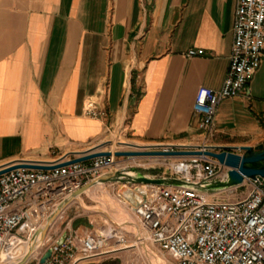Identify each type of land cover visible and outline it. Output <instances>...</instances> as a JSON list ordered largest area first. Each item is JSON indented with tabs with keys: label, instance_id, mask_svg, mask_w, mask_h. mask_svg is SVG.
Returning <instances> with one entry per match:
<instances>
[{
	"label": "crops",
	"instance_id": "0c3cea01",
	"mask_svg": "<svg viewBox=\"0 0 264 264\" xmlns=\"http://www.w3.org/2000/svg\"><path fill=\"white\" fill-rule=\"evenodd\" d=\"M237 5L238 0H0V167L73 159L99 146L130 151L127 145L263 144L264 53L247 92L219 106L209 141L193 112L200 88L223 86ZM192 50L203 54L189 56ZM90 97L99 99L106 117L83 114ZM118 198L127 207L136 202L134 191ZM79 202L66 207L46 244L92 232V216L79 211ZM115 256L95 262L113 264Z\"/></svg>",
	"mask_w": 264,
	"mask_h": 264
},
{
	"label": "built area",
	"instance_id": "2783aa9c",
	"mask_svg": "<svg viewBox=\"0 0 264 264\" xmlns=\"http://www.w3.org/2000/svg\"><path fill=\"white\" fill-rule=\"evenodd\" d=\"M233 34L223 86L219 90L200 88L193 105L198 128L207 141L214 137L219 106L244 95L261 66L264 0H238ZM201 54L202 50L189 52V56ZM83 114L90 118L107 116L97 97L86 99ZM207 143L203 147H210ZM110 151V157L54 170L22 168L0 175V264L15 261L14 244L31 241L66 199L110 174L117 163L116 150ZM170 169V177L192 185L133 184L136 202L129 209L148 240L176 264H264V178L208 191L203 188L228 179L229 169L218 160L204 156L175 158ZM246 184L252 187L248 195L237 197L235 191ZM113 239L128 247L126 237L119 233L68 235L62 245L54 241L46 246L43 254L49 248L53 251L45 264H89L100 258H94L97 255L108 252L104 248Z\"/></svg>",
	"mask_w": 264,
	"mask_h": 264
},
{
	"label": "water",
	"instance_id": "95a60500",
	"mask_svg": "<svg viewBox=\"0 0 264 264\" xmlns=\"http://www.w3.org/2000/svg\"><path fill=\"white\" fill-rule=\"evenodd\" d=\"M132 150L130 151H116L114 153L117 158H135V157H155V158H183V157H210L218 160L222 165L226 166L228 170V179L226 181H216L212 184L204 187L203 189L208 191L224 190L233 187L242 186L246 180H256L258 177L264 178V143L253 146H242L240 148L232 149L228 147H214V146H148L142 147L137 145H127ZM104 146L95 147L92 150L75 153L76 156L73 159L68 157L62 158L54 162H39V161H16L0 167V175L11 172L16 169H32V170H54L57 168L90 161L99 157L112 156L111 151H102ZM240 151L242 154L236 153ZM135 175H129L128 172H117L112 176L102 177L93 183L85 186L81 190L77 191L66 199L58 209L48 218L47 222L40 228L36 234L32 237V249L31 251L15 264H28L35 254V252L41 247L46 245L47 235L63 211L76 200L81 197L91 186L95 183L102 182H116V183H128L135 185H154V186H171V185H192L184 181L172 178L162 177L154 178L143 175L138 169L133 171ZM65 235L60 241L59 245H62L66 239ZM37 238H40L41 243L38 244ZM115 250L97 255L94 258L104 257L109 254L122 251ZM52 248H49L39 259L37 264H45L46 261L52 256ZM93 258V259H94ZM90 264V263H89Z\"/></svg>",
	"mask_w": 264,
	"mask_h": 264
},
{
	"label": "rangeland",
	"instance_id": "374dc122",
	"mask_svg": "<svg viewBox=\"0 0 264 264\" xmlns=\"http://www.w3.org/2000/svg\"><path fill=\"white\" fill-rule=\"evenodd\" d=\"M175 158L172 157H164V158H155V157H135V158H117V163L115 167L110 171L108 176H112L117 172H129L135 171L138 169L139 172L143 175L154 177V178H162L164 176L170 177L173 175V170L170 169V165L173 163ZM167 172V173H165ZM113 183L116 182H103V186L99 189L93 190L91 195H86L80 199V208L79 211L81 213H86L89 216H92V220L94 221L91 231H96L98 233L104 235H112L114 229L117 228V225L121 227L118 233L124 237H126V244L128 246L135 245V247H123L117 243L116 239L108 242L104 250L112 251V250H120L122 251L115 252L112 254H116L115 259H113V264H151L149 258L145 256L144 245L150 250V252L156 254L161 259L165 260L167 264H176L174 259L169 256L167 253L161 251L157 246L153 245L147 238L145 231L142 230L141 226L137 222L136 218L133 216L131 210L127 205H124L121 202L118 195L124 196L133 192L134 185L128 183H118L116 186H113ZM251 185L246 184L245 186L238 188L235 193L237 197L243 198L246 197L251 190ZM119 205L121 208V212L119 214H114L113 216L107 214L106 212L101 211L100 205L101 202L108 205L110 208V202ZM123 210V211H122ZM125 213V214H123ZM124 215V216H123ZM126 217L130 218L137 229H134L133 225L126 222ZM113 229V230H112ZM111 230L112 232H108ZM127 232H126V231ZM138 232L135 234L134 232ZM145 236V239L143 238ZM29 242V241H23ZM143 242V244H142ZM48 244L41 246L33 255L30 262L28 264H37L39 259L43 255V252ZM138 246V247H137ZM140 248V249H139ZM147 250V251H148ZM13 253L16 258L20 257V254L13 249ZM110 255V254H109ZM111 263L110 260L100 262H91L90 264H108Z\"/></svg>",
	"mask_w": 264,
	"mask_h": 264
},
{
	"label": "bare ground",
	"instance_id": "6f19581e",
	"mask_svg": "<svg viewBox=\"0 0 264 264\" xmlns=\"http://www.w3.org/2000/svg\"><path fill=\"white\" fill-rule=\"evenodd\" d=\"M128 174L129 175H135L134 174V172H132V171H129L128 172ZM103 186V182L102 181H99V182H97V183H95L93 186H91L87 191H86V193L88 194V195H91V193H92V191L93 190H96V189H99L100 187H102ZM78 200H80L81 198H77ZM76 199V200H77ZM121 207L119 206V205H117V204H114L112 201L110 202V208L108 207V205L106 204V202L105 203H103V202H101V205H100V209H101V211H103V212H106L107 214H109V215H111V216H113L114 214H119L120 215V213L122 214V212H121V209H120ZM103 209V210H102ZM123 211V210H122ZM123 214H125V213H123ZM124 216V215H123ZM126 222H128V223H130V224H132L133 225V227H134V229H137V227H135V224H134V222L128 217H126ZM108 232H112L111 230H109ZM135 234L137 233V236H138V232L136 231V232H134ZM144 238V237H143ZM37 241H38V244H40L41 243V241H40V238H37ZM142 244H143V242H142ZM32 242L31 241H29V242H18V243H15L14 244V246H13V249L15 250V251H17L19 254H20V257L19 258H16V260L15 261H10L8 264H15V263H17L18 261H20L21 259H23L24 257H26V255L31 251V249H32ZM144 245V244H143ZM136 246V244L135 245H131V246H128V247H135ZM138 247V246H137ZM140 249V248H139ZM144 252L146 253L145 254V256L147 257V258H149V260H150V262H151V264H167V262L165 261V260H163V259H161L159 256H157L156 254H154V253H152V252H150V250H148V248L144 245ZM148 250V251H147ZM33 257V256H32Z\"/></svg>",
	"mask_w": 264,
	"mask_h": 264
}]
</instances>
